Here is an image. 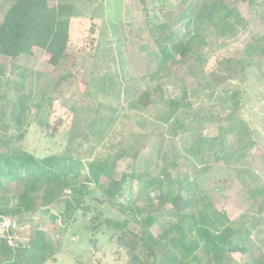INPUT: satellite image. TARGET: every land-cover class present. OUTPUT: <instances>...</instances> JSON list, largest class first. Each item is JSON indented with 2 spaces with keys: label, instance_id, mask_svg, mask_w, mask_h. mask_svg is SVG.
I'll return each mask as SVG.
<instances>
[{
  "label": "rangeland",
  "instance_id": "obj_1",
  "mask_svg": "<svg viewBox=\"0 0 264 264\" xmlns=\"http://www.w3.org/2000/svg\"><path fill=\"white\" fill-rule=\"evenodd\" d=\"M11 1L0 0V16ZM74 3L79 15L70 20L68 57L61 64H50V55L37 47L15 59L0 54V138L37 156L69 151L81 161V174L90 159L109 156L116 178L132 171L144 178L163 171L176 180L186 177L187 189L197 192L188 213L209 221L211 232L231 225L232 241L252 255L216 250L202 256L198 250L178 264H264V0ZM215 5L218 16L210 21L206 14ZM169 31L188 41L189 50L165 61L155 38ZM145 91L148 99L138 102ZM184 92L183 107L171 111L169 99ZM13 104L22 123L12 117ZM128 181L113 202L102 201L89 184L93 194L83 203L128 219L134 230V216H151L154 235L178 240L175 209L157 202L154 192L148 199L139 195L137 182ZM1 187L0 211L8 215L17 202L15 185ZM66 198L8 215L26 246L43 243L51 254L41 264H132L110 230L89 240L90 212L80 208L66 228L63 217L52 219ZM27 261L0 252V264Z\"/></svg>",
  "mask_w": 264,
  "mask_h": 264
},
{
  "label": "trees",
  "instance_id": "obj_2",
  "mask_svg": "<svg viewBox=\"0 0 264 264\" xmlns=\"http://www.w3.org/2000/svg\"><path fill=\"white\" fill-rule=\"evenodd\" d=\"M217 13L218 7L215 5L206 17L212 21L218 16ZM78 15L74 0H12L0 16V54L15 59L20 55L29 54L37 47L50 55V64L57 66L68 57L70 20ZM155 44L158 46L161 59L165 61H172L177 56L184 57L189 50L188 41H183L174 31L155 38ZM260 54L264 55V47ZM147 94L146 91L142 92L138 102L144 103L148 99ZM184 95L185 92L181 99H169L171 111L176 112L183 107ZM13 105L12 117L22 123L19 121L21 112L17 111L16 104ZM18 106L24 108L22 102ZM3 141L0 138V143L4 144V146L0 144V187L14 184L13 194L17 200L14 205L8 207V215L36 211L41 206L60 201L61 197L66 195L69 198L65 199L63 211L58 215H52L51 218L63 217L62 222L66 228L76 220L80 208L83 209L84 215L90 212V223L87 227L90 233L89 240H95L101 232L110 230L112 236L116 238V243L126 250L132 264H178L182 258L191 256L198 250L202 256H208L216 250L248 252L252 255L245 244L239 245L232 241L236 230L231 225L217 226L215 231L211 232L209 221L204 222L195 214L188 213L194 206V194L197 192L187 189L190 183L186 177L182 178L183 181L176 180L168 172L163 171L161 175L144 178L141 173L132 171L122 173L116 178L115 158L109 156L90 159L82 165L85 172L81 174L82 167H79L81 161L73 158L69 151L37 156L20 144ZM193 153L194 150L190 152L191 155ZM119 156L116 155L117 158ZM101 177L104 178L103 181L100 180ZM129 179L137 182L139 195L146 194L148 199L149 193L154 192L157 202L169 203L175 209L179 223L178 240L175 235L169 238L154 235L150 230L153 222L151 216L141 215L139 218L134 216L132 220L138 224L134 230L128 227V219L121 220L97 209L91 210L90 205L83 203L86 195L89 197L93 194V189L88 187L89 184H93L94 188L99 190L102 201L113 202L125 194V186ZM133 200L134 203L135 197ZM0 214L7 215L2 211ZM218 215L226 223H230L224 213L220 212ZM181 236L184 239L180 238ZM15 249L21 250L22 254L15 252ZM0 252L16 258L23 255L28 264H41L51 256L44 249L43 243L33 244L32 241L30 246L21 242L10 246L4 240L0 241ZM37 254H40L38 260ZM192 257L195 261L199 260L196 254Z\"/></svg>",
  "mask_w": 264,
  "mask_h": 264
},
{
  "label": "built area",
  "instance_id": "obj_3",
  "mask_svg": "<svg viewBox=\"0 0 264 264\" xmlns=\"http://www.w3.org/2000/svg\"><path fill=\"white\" fill-rule=\"evenodd\" d=\"M15 227L12 217L0 214V241L4 240L10 246H15L16 242L23 243L15 233Z\"/></svg>",
  "mask_w": 264,
  "mask_h": 264
}]
</instances>
